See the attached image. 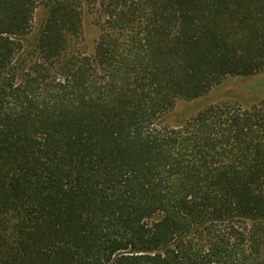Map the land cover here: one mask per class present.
Here are the masks:
<instances>
[{
    "label": "trees",
    "instance_id": "obj_1",
    "mask_svg": "<svg viewBox=\"0 0 264 264\" xmlns=\"http://www.w3.org/2000/svg\"><path fill=\"white\" fill-rule=\"evenodd\" d=\"M262 69L264 0H0V264H264V99L161 122Z\"/></svg>",
    "mask_w": 264,
    "mask_h": 264
},
{
    "label": "rangeland",
    "instance_id": "obj_2",
    "mask_svg": "<svg viewBox=\"0 0 264 264\" xmlns=\"http://www.w3.org/2000/svg\"><path fill=\"white\" fill-rule=\"evenodd\" d=\"M46 18V7L39 5L33 16V30L23 38L26 57L33 58L36 54L34 44L37 34ZM98 11L96 7L84 13V49L87 54H94L97 40L101 34L100 24L97 22ZM24 52V53H25ZM264 99V69L250 75H228L220 83L200 97L193 99L180 98L177 100L173 112L161 119L167 126L181 124L188 116L205 104L227 102L233 106L249 108ZM158 217V216H157Z\"/></svg>",
    "mask_w": 264,
    "mask_h": 264
}]
</instances>
